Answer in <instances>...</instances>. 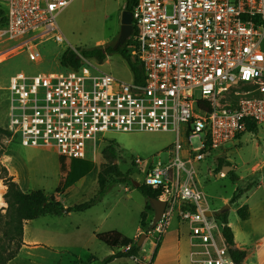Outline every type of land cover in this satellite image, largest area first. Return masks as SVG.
Masks as SVG:
<instances>
[{
  "label": "built area",
  "instance_id": "obj_1",
  "mask_svg": "<svg viewBox=\"0 0 264 264\" xmlns=\"http://www.w3.org/2000/svg\"><path fill=\"white\" fill-rule=\"evenodd\" d=\"M71 1L0 0V57L39 62L40 44L62 42L55 18ZM131 18L128 49L141 82L87 74L78 53V70L13 75L6 129L22 146L52 147L66 160L85 159L106 132L174 133L165 163L133 161L144 171L142 185L165 203L151 234L158 241L177 219L187 227L189 264H238L220 211L198 187L196 165L248 124H264V0H138Z\"/></svg>",
  "mask_w": 264,
  "mask_h": 264
},
{
  "label": "rangeland",
  "instance_id": "obj_2",
  "mask_svg": "<svg viewBox=\"0 0 264 264\" xmlns=\"http://www.w3.org/2000/svg\"><path fill=\"white\" fill-rule=\"evenodd\" d=\"M122 10L124 0H72L55 18L62 42L49 40L40 44L37 47L41 56L39 62H29L24 54L1 56L0 128L6 129L8 126L7 89L11 76L59 75L64 71L58 64V57L65 49L70 48L79 54L82 50L114 45L120 31ZM129 43L130 41L127 48ZM260 49L264 52V39L260 43ZM85 61L87 63L84 62L83 65L87 74H96L99 71L124 82L133 80L127 62L118 53L109 54L101 64L92 59ZM174 138V133L171 132L101 134L96 142V150L88 151L85 156V160L93 163L89 173L72 186L61 188L56 193L55 189L64 174L60 172L59 156L55 149L22 146L18 138L12 137L10 133L0 134V166L6 170V176L0 179V184L5 187V192L4 180L10 177L23 192L41 190L47 198L53 197L60 203L64 210L92 199L98 192V172L110 165H117L118 170L128 177L126 182L117 183L113 175H104L106 192L98 202L85 211H62L60 215L45 214L24 222L22 235L24 245L47 246L50 252H46V260L40 264H49L53 259L56 260V264H75L76 258H80L86 264V252L99 256L98 254L110 249L97 241L96 235L116 231L133 239L137 234L140 214L147 204L146 198L134 186V183L142 184L144 171L135 167L133 161L136 159L143 161V166L158 161L165 163ZM110 142L114 143L116 153L112 162L102 155L103 148ZM192 145L196 146L195 140L192 141ZM65 161L67 163L69 160ZM225 167L230 169H225L224 173L222 170ZM196 168L198 187L205 196L209 208L220 211L227 205L228 222L234 230L237 229L236 233L239 232L238 242H243L246 236L244 237L245 233L240 231L242 220L236 211L246 205L255 208L259 200L263 199L261 190L254 194L252 191L257 183H264V124H259L256 131L244 132L237 140L224 144L210 159L200 162ZM112 179L114 181H111ZM248 185H252L251 189L243 191L233 203L229 202L237 190H243ZM6 208L5 203L0 209L1 215L5 214ZM153 214L154 211L150 212L151 221ZM155 238L153 235L150 246L145 247V250H148L145 261L139 256L136 261L121 258L116 264H149L154 249L152 246L157 242ZM182 245H185L189 252V246L183 241ZM15 248V244L3 242L0 233V260L5 259ZM120 250L114 249L115 252ZM52 253H56V256L54 257Z\"/></svg>",
  "mask_w": 264,
  "mask_h": 264
},
{
  "label": "trees",
  "instance_id": "obj_3",
  "mask_svg": "<svg viewBox=\"0 0 264 264\" xmlns=\"http://www.w3.org/2000/svg\"><path fill=\"white\" fill-rule=\"evenodd\" d=\"M138 0H124V9L131 11L136 5ZM6 20V9L0 5V23H4ZM135 27L133 26L132 34L129 40L118 48L117 50L113 49V45L105 47H94L88 50H82L79 52L80 57L84 59H92L97 63L101 64L105 61L106 57L112 53H118L128 64L134 82L142 81V71L137 60H132L130 51L127 48V43L132 40V37L135 35ZM129 43V44H130ZM75 51L70 48L65 49L60 56L58 57L59 65L68 70H78L81 67V58ZM257 130V126L253 124H248L247 132H254ZM0 134H9L7 129L0 128ZM114 143L110 142L102 150V155L105 159L110 162L115 160V149L113 146ZM60 164V172L64 174L61 178L59 186L55 189V192L59 190L66 189L76 183L79 179L86 176L93 167L91 161L85 159H71L66 163V159L58 157ZM228 165L227 163H225ZM219 166V165H218ZM104 175H113L115 182L122 183L126 182L128 177L121 173L117 165L112 164L106 169H103L98 172L97 175V184L98 192L97 194L90 199L88 202L74 205L72 207H67V212H81L89 209L92 205L98 202L106 192ZM6 176V170L0 166V179ZM4 185L6 186V192L4 194V201L7 204L6 212L4 215L0 214V233L2 241L9 244H15L16 248L13 252L9 253L5 259L0 260V264H5L8 260L13 258L20 247L23 245L22 235H23V223L26 221L37 219L38 217L49 214V215H60L63 211V207L54 200L53 197L47 198L41 190L32 191V192H23L18 185L12 181V178L8 177L4 180ZM111 181H114L113 179ZM252 185H248L243 190H237L235 194L231 197L230 203H233L236 199L240 197L243 191H248L251 189ZM136 189L146 198L147 204L145 205L144 211L140 214L139 225L143 233L146 236L151 234L152 230L150 229V212L153 211L151 204L149 202L150 198H157L159 196V191L149 189L144 185H138ZM238 217L241 220L247 218V208L246 206L240 207L236 211ZM218 218L225 224L223 227V236L226 241L232 247L230 253L232 258L240 264L244 258V252L233 248V235L230 228L227 226V211L224 213H218ZM138 239V238H137ZM137 239H130L122 234L112 231L96 235V240L104 244L110 249H121L116 251L111 255L104 257L101 261V264H107L114 259L118 258H130L136 260L141 256V246H137ZM158 240L153 249V253L150 257L149 264H152L155 258V254L159 246Z\"/></svg>",
  "mask_w": 264,
  "mask_h": 264
},
{
  "label": "crops",
  "instance_id": "obj_4",
  "mask_svg": "<svg viewBox=\"0 0 264 264\" xmlns=\"http://www.w3.org/2000/svg\"><path fill=\"white\" fill-rule=\"evenodd\" d=\"M261 190L263 193V199L259 200L258 204L253 208L252 206L246 205L247 208V218L242 220L240 231L246 236V239L243 242H238L237 240V229H233L231 224L228 222L227 226L230 228L233 235V248L238 249L244 252V258L240 264H264V183H257L254 192ZM184 228V230H183ZM136 235L133 239H137L143 231L140 228V225L137 228ZM255 233V234H254ZM153 237L152 234L146 236V239L141 245V259L146 260L147 251L145 247H149L150 240ZM23 240V239H22ZM188 245V234L187 227L184 224H180L177 219H171L169 226L167 227L165 233L161 236L159 241L158 250L155 254L154 261L152 264H189L188 252L185 248V245ZM146 244V245H145ZM148 244V245H147ZM189 246V245H188ZM153 248L155 245L152 246ZM188 248V247H187ZM50 250L45 245H20L15 256L8 260L5 264H40L44 263L46 260V252ZM114 249H108L107 252L102 254L93 255L89 251L86 252V264H101V261L104 257L113 254ZM54 257L56 256V253ZM121 258L114 259L107 264H116ZM80 262L77 263V261ZM136 261V260H133ZM56 260L53 259L49 264H56ZM75 264H84L83 261L79 258H76Z\"/></svg>",
  "mask_w": 264,
  "mask_h": 264
},
{
  "label": "water",
  "instance_id": "obj_5",
  "mask_svg": "<svg viewBox=\"0 0 264 264\" xmlns=\"http://www.w3.org/2000/svg\"><path fill=\"white\" fill-rule=\"evenodd\" d=\"M133 31V25H132V18H131V11H128L126 9L122 10L120 15V31L118 38L116 42L113 45V49L117 50L120 48L127 39L130 38ZM225 169H230L229 167H225L222 171L225 173ZM135 187H138L137 183H134ZM149 202L151 204V207L154 211L153 218L150 224V229L153 230L156 223L161 219V216L163 214L165 203L161 200H158L156 198H150ZM229 207L225 205L221 210L220 213H224L228 211ZM63 212H67V209H64ZM146 239L145 233H141L137 239V246H141L143 241Z\"/></svg>",
  "mask_w": 264,
  "mask_h": 264
},
{
  "label": "bare ground",
  "instance_id": "obj_6",
  "mask_svg": "<svg viewBox=\"0 0 264 264\" xmlns=\"http://www.w3.org/2000/svg\"><path fill=\"white\" fill-rule=\"evenodd\" d=\"M4 192H5V187L0 184V209L5 206V202L3 200Z\"/></svg>",
  "mask_w": 264,
  "mask_h": 264
}]
</instances>
